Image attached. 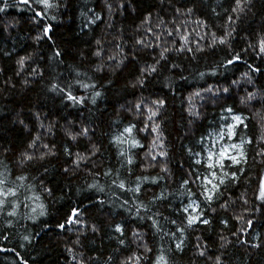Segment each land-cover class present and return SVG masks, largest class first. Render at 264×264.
I'll return each mask as SVG.
<instances>
[{
  "label": "trees",
  "instance_id": "1",
  "mask_svg": "<svg viewBox=\"0 0 264 264\" xmlns=\"http://www.w3.org/2000/svg\"><path fill=\"white\" fill-rule=\"evenodd\" d=\"M51 2L42 19L34 15L39 5L18 0H7L0 12V173L18 194L0 210V264H126L130 258L155 264L160 255L167 264H217V258L264 264V202L257 199L264 176V54L258 49L264 0H242L236 12V0ZM148 66L156 71L142 73ZM53 84L66 91L70 85L83 103L73 105ZM153 100L164 101L155 118L164 147L152 153H167L155 161L148 155L155 134L138 131L147 113L135 109ZM227 108L244 120L235 141L242 136L251 143L244 145L246 163L225 168L237 179H226L208 202L196 179L207 175L195 164L203 154L195 153L220 128ZM130 124L142 148L116 141ZM82 129L87 135H76ZM121 182L139 183V196L117 187ZM190 193L198 206L192 214L207 224L188 226L183 209ZM73 210L77 222L67 224Z\"/></svg>",
  "mask_w": 264,
  "mask_h": 264
},
{
  "label": "snow or ice",
  "instance_id": "2",
  "mask_svg": "<svg viewBox=\"0 0 264 264\" xmlns=\"http://www.w3.org/2000/svg\"><path fill=\"white\" fill-rule=\"evenodd\" d=\"M19 4H23L31 7L32 3H35L41 7V11H34L35 17L43 18L47 15V10L54 7L55 5L52 4L51 0H18ZM242 0H236V7L232 9L233 12H236L237 9H240ZM5 7H0V12H3L5 8L8 6L7 0H4ZM191 11V10H189ZM231 19V17L229 18ZM43 37H48L50 32V26H45L43 28ZM168 35H171V33H168ZM42 37H37V39H40ZM50 38V37H49ZM157 39H159V36H157ZM225 41L223 39L220 40V43H224ZM99 44V41H97ZM137 44H143L144 42L141 40L136 41ZM147 46V45H145ZM159 47V45H156ZM119 47V46H118ZM258 49L260 54H264V38L260 39L258 41ZM180 50H184L183 47ZM188 51H191V49H187ZM167 51V49H165ZM56 56H60V52L55 53ZM97 56L100 55V52L96 53ZM164 58V53L161 52V59ZM114 59V57H113ZM234 60H239V56H236ZM234 60H229L228 63L232 64ZM20 63H23V58L21 59ZM251 68V66H249ZM144 71H147L149 74L156 71L155 66H148L147 69H143L142 73ZM252 71H257V69H252ZM203 75V74H201ZM137 83H141L142 81L138 80ZM235 83V82H234ZM85 88L88 87V85H84ZM94 87V85L92 86ZM68 91L65 90V88L60 87L57 84H53L51 90L52 91H59V93H62L68 101H71L73 105L76 104H82L84 98H78L71 92V86H68ZM208 91H211V89H208ZM228 89L225 88L224 92H227ZM101 94L100 92H96L95 96L92 99V103H95V97H99ZM194 96L199 97L200 93L196 92L194 93ZM253 98L252 94H249V99ZM189 103H192V98H189ZM164 106L163 100H153L151 102V105L145 104L143 101L140 103H137L135 105L136 112L138 114L143 115L144 113H147L146 116V123L144 124L143 128L138 129L140 132L148 131L154 135L151 149L148 153L149 156H151V160L155 161L157 160V156H166L167 153L165 151H161L157 154L152 153V149L160 148L163 149L164 145L162 142V132L160 131L159 124L155 123V118L159 115L160 109H162ZM226 111L228 113H232L231 108H227ZM190 115L197 116L198 114L196 112L190 111ZM231 123H226L225 125L221 126L220 132L217 134L218 139L211 143L207 147H203L201 152L195 153L196 156H201L203 154L204 159H196L195 164L203 166L207 170V175L200 176L197 175L196 179L202 181L200 187L202 188V195L204 196V199L208 202H211L214 198V195H216L219 192L220 186L225 184V180H236L237 175L235 172L229 173L228 171H225L226 167L231 166H239L243 163H246V153L244 149L245 144L251 143L250 140L244 139L242 136L239 137V142H232L228 143L229 141H235V139L238 137L237 128L240 125L244 124V120L239 115H231ZM246 127V125H244ZM134 130L136 129L135 124H130L129 126L123 128V131L121 132L120 136L116 138V141L118 143H127L129 145V148H137V147H143L142 144L135 138L134 136ZM70 139L75 140L76 135H87V129H82L79 133L74 135L71 131H68L66 133ZM223 141L224 143H221ZM33 144H35V141H33ZM33 145H29V147H32ZM47 147V145H45ZM67 151V149H66ZM121 156H124L125 154L123 152L120 153ZM24 160H30L32 159V156L29 154H22ZM79 159H82V157H79L77 159V166ZM127 164L131 165L133 163V160L131 157L127 158ZM166 168H162L161 171H166ZM240 171H243L242 168L239 169ZM105 175H108V173H105ZM23 177H17V180H23ZM146 179V178H145ZM157 181L153 180L152 183H156ZM189 183L188 180L184 181V184L187 185ZM9 181L7 173H0V210L4 209L9 204V198L10 197H17V192L12 188L9 187ZM121 190L128 191L133 193L135 196H139L140 193V184L137 183L135 188H126L125 184L121 182L117 185ZM191 193H190V203L183 209L185 213H187V224L188 226L193 225L198 220L204 224L208 223V220L201 219L199 215H193L192 213L198 212V206L196 205L195 201L191 200ZM163 198V197H160ZM257 199L264 202V176L259 177L258 179V194ZM127 203V202H125ZM12 211L8 212L9 216L15 215V210L17 205L13 203L11 205ZM137 212H139V209H137ZM79 213L76 210L72 211V214L69 216L68 220L66 221L67 224H75L77 222L74 217H77ZM151 219V217H149ZM172 223H175L174 221ZM152 226L154 228H157L159 230L157 222L153 220ZM59 227L63 229L65 227V224H60ZM115 231L118 233H121L123 235V231L120 225H116ZM177 231L182 233V229H177ZM134 236H139L138 233H133ZM121 244H123V241H120ZM182 243V241H181ZM181 243L176 244L177 250L181 249ZM146 251H150V249L146 248ZM204 253H201L203 255ZM136 264H139V258H135ZM126 264H133L132 259L130 258L129 261L126 262ZM155 264H167V260L163 255H160L157 257ZM217 264H219V258H217Z\"/></svg>",
  "mask_w": 264,
  "mask_h": 264
},
{
  "label": "rangeland",
  "instance_id": "3",
  "mask_svg": "<svg viewBox=\"0 0 264 264\" xmlns=\"http://www.w3.org/2000/svg\"><path fill=\"white\" fill-rule=\"evenodd\" d=\"M235 113H229L228 116H225L224 119H223V122L221 124L222 125H225L226 123H231V115H233ZM235 115H239L241 116L240 114H235ZM242 117V116H241ZM243 119V118H242ZM227 121L226 123H224V121ZM221 126L219 129H216V130H213L209 133V135L206 137L205 139V143H204V147H207L209 146L211 143H214L217 139H218V136L217 134L220 132L221 130ZM232 142H236V141H229L228 143H232ZM221 143H224L223 141H221ZM204 159V156L202 157Z\"/></svg>",
  "mask_w": 264,
  "mask_h": 264
}]
</instances>
